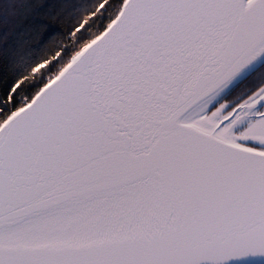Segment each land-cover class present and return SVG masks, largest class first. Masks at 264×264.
<instances>
[{"label": "snow or ice", "instance_id": "obj_1", "mask_svg": "<svg viewBox=\"0 0 264 264\" xmlns=\"http://www.w3.org/2000/svg\"><path fill=\"white\" fill-rule=\"evenodd\" d=\"M32 3L45 38L57 14ZM107 20L33 95V56L0 92V264H264V0Z\"/></svg>", "mask_w": 264, "mask_h": 264}, {"label": "trees", "instance_id": "obj_2", "mask_svg": "<svg viewBox=\"0 0 264 264\" xmlns=\"http://www.w3.org/2000/svg\"><path fill=\"white\" fill-rule=\"evenodd\" d=\"M48 2L52 5L50 11L56 12L57 15L48 18L53 27L49 29L47 36L43 38V32L47 30L43 28L40 37L37 38V31L33 26L37 17L33 11L32 0H0V92L4 91L5 82L9 87L15 82L14 71L23 70L22 62L33 56L35 62L32 67L38 68L39 71L28 73L21 89H18L22 90V95H33L38 89L32 86L31 81L39 79L42 73L45 74V79H51L47 69L57 60H61V57L63 60L57 65V69L65 66L71 55L80 51L99 34L102 23L106 24L107 18L112 17L118 7V0H109L111 8L105 5L104 9H99L97 15L103 14L105 17L102 22L89 15L90 11L96 10L97 0H48ZM81 14L84 20L95 21L90 25V29L89 25L80 28L75 23L73 18H78ZM77 36H81V39L77 40ZM65 48L68 50L67 54ZM40 64L44 67L40 68Z\"/></svg>", "mask_w": 264, "mask_h": 264}, {"label": "flooded vegetation", "instance_id": "obj_3", "mask_svg": "<svg viewBox=\"0 0 264 264\" xmlns=\"http://www.w3.org/2000/svg\"><path fill=\"white\" fill-rule=\"evenodd\" d=\"M251 82L250 81H245L244 84H242L236 91L237 96L241 95L242 92L247 91L251 87Z\"/></svg>", "mask_w": 264, "mask_h": 264}, {"label": "water", "instance_id": "obj_4", "mask_svg": "<svg viewBox=\"0 0 264 264\" xmlns=\"http://www.w3.org/2000/svg\"><path fill=\"white\" fill-rule=\"evenodd\" d=\"M90 42H91V41H90ZM90 42H89V43H90ZM82 49H83V48H82ZM82 49H81V50H82ZM65 66H66V65H65Z\"/></svg>", "mask_w": 264, "mask_h": 264}]
</instances>
